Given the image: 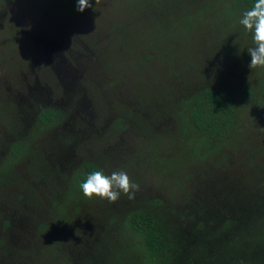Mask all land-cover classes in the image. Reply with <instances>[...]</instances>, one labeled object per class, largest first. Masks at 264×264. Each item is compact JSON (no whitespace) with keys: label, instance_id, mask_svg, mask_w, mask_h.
<instances>
[{"label":"rangeland","instance_id":"rangeland-1","mask_svg":"<svg viewBox=\"0 0 264 264\" xmlns=\"http://www.w3.org/2000/svg\"><path fill=\"white\" fill-rule=\"evenodd\" d=\"M204 2L207 9L200 14L198 9ZM229 2L91 0L92 8L65 17L43 11L34 0H0V169H5L6 177L0 195L4 196L0 197V264L31 263L42 247H49V241L57 239L58 231L70 234L69 254L83 257V249H72L79 239L84 237L85 245V237L101 233L111 213L121 217L140 201L138 193L131 200L121 194L115 203L106 200L98 216L90 217L87 209L68 216L66 222H56L58 213L56 206H51L52 198L67 187L74 169L67 170V157L75 156L73 164L96 161L109 176L113 171L127 173L122 169L123 151L144 140L164 161L177 156L179 173L174 174L164 163L167 167L155 175L164 181L176 179L178 190H185L182 195L195 193V186L191 182L187 187L189 178L183 175L190 160L182 153L175 155L185 144L177 135L169 138L168 145L164 124L176 99L187 98L184 95L205 86H221L234 93L239 83L248 80L251 57L247 47L252 46V34L239 24L242 15L233 9L230 13ZM184 15L193 18L186 21L192 24L183 36L173 32L171 23L166 26L169 31L159 27L153 35H147V24L158 26L170 21L171 16ZM45 107L61 111L62 118L50 124L39 123L37 116ZM255 117L245 116L246 124L250 119L249 125L255 123ZM117 121L122 125H115ZM90 128L95 130L86 138ZM260 130V140L255 133L249 138L241 134L240 147L221 167L224 172L233 169L241 183L250 181L248 191L264 200V120ZM73 132L80 137L68 150V143L63 142ZM18 140L27 143L21 155L10 149ZM129 157L136 159L132 154ZM134 166L136 174L141 170L140 176L154 174L144 169L151 166L148 160L134 161L127 168ZM154 166L158 165L152 166L153 172ZM195 166L192 169L197 174ZM141 187L143 193L149 188ZM151 193L155 194L154 190L144 194L150 197ZM97 198H92L91 204ZM172 201L175 207L182 204L177 195ZM88 206L80 205L82 209ZM155 206L171 228L173 216L167 204ZM70 210L74 213L76 209ZM229 211L222 213L231 214ZM11 214L18 220L4 227L6 217L15 218ZM184 216L186 224L193 217L187 211ZM39 222L46 231L36 228ZM121 224L108 254L111 261L83 257L56 264H142L141 259L149 264L150 258L144 254L142 258L141 248L130 245L128 238L131 240L133 234L128 231V223ZM123 229L128 234L121 236ZM55 257L54 251H49L40 258L54 264Z\"/></svg>","mask_w":264,"mask_h":264},{"label":"trees","instance_id":"trees-1","mask_svg":"<svg viewBox=\"0 0 264 264\" xmlns=\"http://www.w3.org/2000/svg\"><path fill=\"white\" fill-rule=\"evenodd\" d=\"M34 1L43 11L51 14L71 17L81 13L76 10L77 0ZM205 3L198 9L200 14L207 9ZM252 4L253 0H231L228 6H230V13L233 9L241 16ZM188 19L191 20L187 15L171 16L170 21L158 26L149 23L146 25L149 27L146 29V33L151 36L159 27L169 31L166 26L171 23L174 25L173 32L183 36V33L191 29L192 22H186ZM184 96L187 98L176 99L175 105H172L174 109L170 117L166 118L168 121L164 126H166L168 145L169 138L173 139L177 135V139L182 140L185 144L183 150H176L175 155L182 153L190 160L189 165L186 164V167L189 166L186 170L187 173L183 175L184 178H189V181L186 182L187 187L191 182L195 186V193L192 196H187V193L182 195L185 190H178L176 179H165L164 181L155 175L167 167L164 163L169 164L171 166L169 169L174 170V174H177V156L174 160L164 161L159 156V151L154 150L146 141L136 142L123 151L125 158L121 162L122 169L125 168L127 173H130L131 181L140 186V190L137 192L140 201L121 217L111 213L101 233L94 235L93 238L85 237L88 238L85 245L84 237L74 244L72 249L75 251L84 250V258L81 255L72 257L69 254L70 234L65 235L58 231L57 239L49 241V247H42V252L35 255L36 258L29 264H50L48 261L44 263L40 258L49 251H54L56 254L54 264L63 259L77 258L95 260L103 257L105 260L111 261L108 254H111L112 248H114L119 234L118 230L122 227L123 221L128 223V231L133 234L131 240L128 238L130 245L139 246L142 258L143 254L145 258H150L149 264H264V200L252 190L248 191L247 186L250 181L241 183L233 169L224 172L223 166L221 167L222 162L232 160L233 152H236L240 147L241 134L249 138V135L255 133L260 140V129L264 120V68L250 71L248 80L239 83L234 93L226 91L221 86H205ZM251 114L256 116L253 119L255 123L249 125L250 119L247 125L244 117ZM62 115L61 111L58 112L57 109L45 107L39 112L37 121L50 124L54 123L56 119L62 118ZM115 125L120 126L122 122L117 121ZM248 128L252 130L251 134H249ZM94 130L90 128L88 130L90 134L86 138L93 135ZM77 137L79 139L80 133L78 135L73 132L65 139L63 143H68V150L73 141L78 140ZM251 142L253 143V141ZM10 149L11 153L21 155L27 149V143L22 144V141H15ZM165 149L163 150L164 154L168 155L169 152ZM150 153L154 154L150 155ZM130 154L134 155L136 159H130ZM49 157H52L51 152ZM53 157L59 156L53 154ZM73 157L75 156L64 158L67 162V167L65 165L67 170L74 168L72 177L69 178L67 187L51 201V206L57 208L56 222H61V220L66 222L68 216L85 213L87 209L90 210V217L98 216L102 212L101 209L105 202L107 203L106 199L97 198L95 203L91 204L92 199L84 197L79 187L92 171H106L103 165L91 159L82 161L81 164H73L71 162ZM147 160L150 161L151 166L144 169L154 173L153 176H140L141 170L138 171L139 174H136L135 166L127 168L134 161L145 162ZM125 163L127 164L125 165ZM190 164L193 167L197 165V174L193 172ZM230 164L231 162H228V165ZM153 165H158V167L154 166L155 172L152 171ZM0 175L1 195L6 180L5 169H0ZM143 185L149 187L145 192L154 190L155 194L151 193L150 197L145 195L141 187ZM174 195L179 196L182 200V204L177 207L172 203ZM162 202L167 204L168 210L173 216L171 228L163 219V213L155 206ZM258 202H260L259 205ZM230 203L232 205L228 207L227 205ZM85 204H89L88 208L82 209L83 207L80 205ZM70 209L76 210L73 213ZM224 210H230L231 214L222 213ZM58 211L64 212V214ZM186 211L193 216L187 219L188 229H186L187 224L184 221ZM11 215L15 217L14 214ZM12 220L18 219L6 217L3 220L4 227L9 225ZM59 227L58 230H60ZM36 228L40 231L47 230L42 222H39ZM120 234L124 236L128 232L123 229ZM80 242L83 243V246L78 245ZM44 251L45 253H43Z\"/></svg>","mask_w":264,"mask_h":264},{"label":"clouds","instance_id":"clouds-1","mask_svg":"<svg viewBox=\"0 0 264 264\" xmlns=\"http://www.w3.org/2000/svg\"><path fill=\"white\" fill-rule=\"evenodd\" d=\"M99 3V0H95ZM90 0H77L76 10L84 12L92 8ZM239 24L252 34V46L247 47L251 57L249 69L264 68V0H253L252 6L243 12ZM84 197L92 199L99 197L109 203H115L124 194L128 199H134L140 190L137 183L131 181L128 174L123 171H113L111 175H105L102 170L92 171L79 185Z\"/></svg>","mask_w":264,"mask_h":264}]
</instances>
